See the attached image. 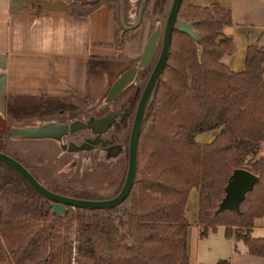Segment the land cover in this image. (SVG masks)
Instances as JSON below:
<instances>
[{"label": "trees", "instance_id": "obj_1", "mask_svg": "<svg viewBox=\"0 0 264 264\" xmlns=\"http://www.w3.org/2000/svg\"><path fill=\"white\" fill-rule=\"evenodd\" d=\"M170 1L145 0L141 16L148 6L155 12ZM112 5L113 0L88 5L68 1L74 16L99 6L112 12ZM176 19L190 22L197 39L174 24L165 63L144 106L126 198L104 209L67 206L57 215L51 201L0 161V264H189L186 201L191 188L198 194L199 237L222 226L224 236L241 241L248 255L264 257V233L250 235L264 214V47L248 44L244 67L235 72L221 61L232 49L231 37L222 33L231 24L228 8L181 0ZM118 36L109 46H120ZM147 65L136 68L126 86ZM143 85L135 87V103ZM124 109L120 122L112 121L106 134L91 133L85 139L97 137L94 145L99 146L110 143L112 134L125 144L127 155L135 107ZM209 131L216 132L209 142L195 141L196 135ZM0 151L7 154L2 144ZM234 168H244L258 180L239 203V213H214ZM43 185L62 195L99 199L81 190Z\"/></svg>", "mask_w": 264, "mask_h": 264}, {"label": "rangeland", "instance_id": "obj_2", "mask_svg": "<svg viewBox=\"0 0 264 264\" xmlns=\"http://www.w3.org/2000/svg\"><path fill=\"white\" fill-rule=\"evenodd\" d=\"M69 1L88 5L95 0ZM117 1V5H112L111 14L115 16L117 6L120 22L125 26L132 25L136 20L142 0ZM168 5L162 3L161 6L154 8L155 12H152L151 7L148 6L147 14L141 16L138 25L132 29L131 33L123 36L120 35L123 28L117 24L116 34L119 35L118 39L122 43L117 47L110 46L114 48L115 52L101 58L100 63L92 64L86 95L79 100L66 102V104L43 102V111L37 117L30 115L32 104H28L25 109L13 112L16 114L15 117L20 118L21 116L24 119V121L18 119L16 124L8 123L0 116V145L4 146L5 152L22 163L46 186H63L74 191H84L99 199L109 198L119 184H122L125 175L126 152L123 149L125 144L122 141H116L104 150L91 145L86 139L82 140L81 136L97 134L100 128L96 121L107 113L115 111L112 121L119 123L124 108L135 107L133 93L136 86L143 85L157 57ZM156 27L159 29V37L155 52L147 67L138 70L133 82L117 96L110 101H105L104 97L110 84L126 68L136 65L141 51V40L144 42ZM3 29L0 22V50L4 47L6 40V33H3ZM132 37L135 38L126 40ZM34 117L36 118L34 119ZM46 123L67 124V132L56 137L19 138L7 131L9 128L39 126ZM70 126L71 128H69ZM87 129H90L92 134ZM129 129L130 123L127 135ZM101 133L106 134L103 131ZM197 141L199 140L197 139ZM191 207L190 198H187L188 213ZM194 211L195 203L192 208L193 213ZM263 229L264 214L257 220V224L251 231V236H261ZM198 231L199 228L195 221L189 222L186 231V253L191 264H215L221 259L227 260L228 264H264V258L248 255L241 241L226 238L222 226H217L215 230H208L203 237L198 236ZM71 238L73 237L71 236Z\"/></svg>", "mask_w": 264, "mask_h": 264}, {"label": "crops", "instance_id": "obj_3", "mask_svg": "<svg viewBox=\"0 0 264 264\" xmlns=\"http://www.w3.org/2000/svg\"><path fill=\"white\" fill-rule=\"evenodd\" d=\"M68 1L0 0V22L6 33L0 50V116L8 123L24 121L13 112L28 104H32L30 115L37 117L43 111V102L79 100L86 95L92 64L115 52L109 44L117 33L116 17L105 6L85 16H74ZM212 3L230 12L231 24L222 28V33L231 37L232 49L221 61L230 70L241 71L246 46L264 47V0H193L197 6ZM144 43L141 40V50ZM215 134L196 135L195 141L209 142ZM187 198L192 205L189 213L186 208L189 223L197 217V191L191 188ZM256 224L257 220L253 227Z\"/></svg>", "mask_w": 264, "mask_h": 264}, {"label": "water", "instance_id": "obj_4", "mask_svg": "<svg viewBox=\"0 0 264 264\" xmlns=\"http://www.w3.org/2000/svg\"><path fill=\"white\" fill-rule=\"evenodd\" d=\"M144 1L145 0H143L141 5L139 6L135 22L130 26H125L120 22L116 6L115 17L118 24L123 29H132L138 25L141 19ZM180 1L181 0L170 1L162 28L160 48L138 96L133 118L131 121L127 140V162L125 175L120 188L113 196L106 199H82L53 192L46 188L43 184H41L22 163H20L9 154L0 151V161L12 167L37 193L51 201L52 211L57 215H61L63 211H65L67 206L71 208L77 207L87 209H104L117 206L126 198L134 177L135 148L144 106L151 92V89L165 63L169 48L170 35L174 24H176V30L191 36L193 39H197V35L191 28L190 22H184L176 19V13ZM158 37L159 29L158 27H156L147 36L136 65H132L126 68L110 84L104 97L105 101L112 100L132 80L136 68L143 67L150 62L156 49V42ZM114 114L115 111L107 113L102 118L96 121V124L99 125L100 128L98 134L101 133V131H104L112 122ZM69 128H71V126ZM7 131L11 132L15 137L19 138L56 137L67 132V124L46 123L39 126H28L12 129L9 128ZM86 141L91 145H94L97 143V137L92 140L88 139ZM101 143L103 144L105 142L101 141ZM76 147L79 148V146ZM257 180V175L253 174L252 172L244 168H234L226 180V183L223 187L224 194L220 201L217 203L214 213L220 212L222 210H231L239 213V203L244 198V195L252 189Z\"/></svg>", "mask_w": 264, "mask_h": 264}, {"label": "flooded vegetation", "instance_id": "obj_5", "mask_svg": "<svg viewBox=\"0 0 264 264\" xmlns=\"http://www.w3.org/2000/svg\"><path fill=\"white\" fill-rule=\"evenodd\" d=\"M143 1V0H142ZM145 2V1H144ZM113 4L114 5H117L118 4V1L117 0H113ZM89 132L91 131L90 129H87ZM91 133V132H90ZM81 136V135H80ZM81 138H82V140H84L85 138H87V136H81ZM81 140V141H82ZM108 140H111V142L110 143H105V144H103V145H99V146H96V147H98L99 149L100 148H102V149H104L105 150V148L106 147H108V146H111L113 143H115L116 141H117V139H116V137L114 136V135H109V137H108Z\"/></svg>", "mask_w": 264, "mask_h": 264}, {"label": "built area", "instance_id": "obj_6", "mask_svg": "<svg viewBox=\"0 0 264 264\" xmlns=\"http://www.w3.org/2000/svg\"><path fill=\"white\" fill-rule=\"evenodd\" d=\"M71 263L73 264V261H71Z\"/></svg>", "mask_w": 264, "mask_h": 264}]
</instances>
